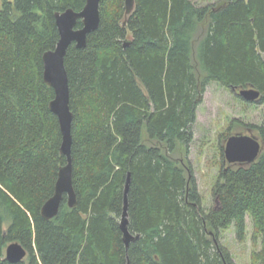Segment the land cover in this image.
I'll use <instances>...</instances> for the list:
<instances>
[{"label": "trees", "instance_id": "16d2710c", "mask_svg": "<svg viewBox=\"0 0 264 264\" xmlns=\"http://www.w3.org/2000/svg\"><path fill=\"white\" fill-rule=\"evenodd\" d=\"M85 4L0 6V264H237L218 238L234 226L244 240L247 215L253 261L264 264V148L223 167L209 210L191 162L172 156L190 152L209 83L253 86L264 103V0H135L126 26L125 0H101L98 29L65 58L78 203L64 196L57 216H43L66 163L43 55L60 38L56 13ZM245 126L264 141L263 126ZM128 173L129 229L139 236L129 247L120 227ZM14 241L28 251L15 263L6 259Z\"/></svg>", "mask_w": 264, "mask_h": 264}, {"label": "water", "instance_id": "95a60500", "mask_svg": "<svg viewBox=\"0 0 264 264\" xmlns=\"http://www.w3.org/2000/svg\"><path fill=\"white\" fill-rule=\"evenodd\" d=\"M100 3L101 0H86L84 8L80 11L67 8L62 12H57L55 17L60 38L55 49L46 51L43 55L44 80L55 92L54 98L50 102V109L59 119L63 135L61 151L66 156V163L59 170L54 193L42 207V214L47 219L58 215L64 196L67 197L70 207H74L78 203L73 181L72 124L74 115L70 106V84L65 58L72 44H76L78 48H85L88 35L98 29L101 21ZM134 9L135 0H125L124 26L127 25L128 18ZM80 20L82 21V26L78 27ZM128 45L129 41L126 40L125 46ZM232 89L245 101L258 102L261 99V92L253 86L240 89L232 87ZM263 148L264 141L260 140L252 130L233 133L228 136L224 146L225 163L254 162ZM130 184L131 174L128 173L124 191V208L120 221L124 242L127 247L139 237L131 233L129 229L128 192ZM27 254V249L19 241L11 242L6 248V259L13 263L22 261Z\"/></svg>", "mask_w": 264, "mask_h": 264}, {"label": "rangeland", "instance_id": "374dc122", "mask_svg": "<svg viewBox=\"0 0 264 264\" xmlns=\"http://www.w3.org/2000/svg\"><path fill=\"white\" fill-rule=\"evenodd\" d=\"M198 4L217 3L221 0H194ZM2 0H0V6ZM194 125V140L190 152L180 146L172 156L180 163L191 162L198 182L203 205L209 210L214 206L213 187L224 163V146L229 135L236 132H247L245 124L264 127V103L245 101L236 91L218 82L207 86L204 98L197 111ZM239 120L234 123V120ZM256 128L252 130L259 138ZM145 140L147 139L144 134ZM263 141V140H262ZM247 234L244 240L237 237L234 226L220 231V243L226 246L237 264H255L253 252L259 247L255 243L254 228L251 217L247 215Z\"/></svg>", "mask_w": 264, "mask_h": 264}, {"label": "flooded vegetation", "instance_id": "af4514ba", "mask_svg": "<svg viewBox=\"0 0 264 264\" xmlns=\"http://www.w3.org/2000/svg\"><path fill=\"white\" fill-rule=\"evenodd\" d=\"M224 163H225V159H224Z\"/></svg>", "mask_w": 264, "mask_h": 264}]
</instances>
